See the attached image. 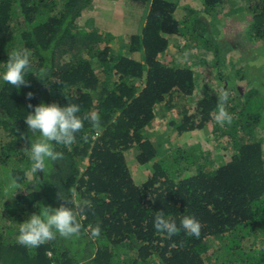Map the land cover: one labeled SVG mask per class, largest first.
<instances>
[{"label": "trees", "instance_id": "obj_1", "mask_svg": "<svg viewBox=\"0 0 264 264\" xmlns=\"http://www.w3.org/2000/svg\"><path fill=\"white\" fill-rule=\"evenodd\" d=\"M236 1L239 11L250 13L245 37L264 39V0ZM229 2L181 4L186 12L178 17L179 0H140L147 10L140 31L116 50L110 32L78 24L93 0H0V264H264V134H257L264 130V75L250 71L255 85L245 91L237 83L233 70L245 77L252 59L232 60L238 46L221 40L207 17ZM169 34L183 38L179 52L192 45L212 50L215 76L229 94L230 124L214 119L217 89L202 84L196 104L186 101L198 90V74L190 62L162 59ZM25 48L28 83L17 89L2 76L9 55ZM259 69L264 72V61ZM42 102L76 103L81 115L95 111L101 119L99 128L85 121L76 143L56 146L64 159L34 173L28 153L36 137L25 117ZM168 110L175 116L163 138H155L147 127ZM207 124L231 151L170 142L172 130L179 135ZM128 152L149 168L140 183ZM60 196L80 204V236L57 235L34 249L18 244L20 224L44 206L59 207ZM157 211L178 226L182 217H196L199 238L183 229L171 238L158 232ZM97 224L100 235L93 237Z\"/></svg>", "mask_w": 264, "mask_h": 264}, {"label": "rangeland", "instance_id": "obj_2", "mask_svg": "<svg viewBox=\"0 0 264 264\" xmlns=\"http://www.w3.org/2000/svg\"><path fill=\"white\" fill-rule=\"evenodd\" d=\"M201 2L202 0H179L180 4L175 11L176 16L180 17L185 15V7L180 6L181 4L198 8ZM238 7L237 1L231 0L226 7L219 6L218 10L213 13L214 15L212 14L207 17L208 21L216 23L219 30L217 32L221 40L226 37V40L230 41L232 45L238 46L240 51H232V60L234 59V61H236L238 55H244L252 59L251 65L253 69L250 68V70H246L244 73L247 75L243 78L232 68L238 85L242 91H245L250 85H255L252 84L253 76L258 77V72L260 73L259 75H264V72L259 69V65L264 61V54L262 53L264 50V39L258 37L249 39L245 37L242 28L245 22L250 18V13L242 10L239 11L237 9ZM146 11V8L142 7L140 0H93L92 6L82 11L78 24L84 28L87 27L86 29L88 30L96 27L100 31L110 32L112 35L109 37L108 42L114 49L118 50L122 48L121 43L123 40H126L132 33L140 31ZM216 16L218 17L217 19ZM168 36L172 38V43L167 53L162 55V59L173 64L190 62L198 74V90H196L195 95H193L191 99H187L186 101H189L192 107L196 104L198 98L205 93L202 84L212 88V91L217 89L222 92L223 90L219 83V79L217 80L215 76V67L211 63L214 58L212 50L192 45L179 52V48L184 44L183 38L176 36V34H169ZM137 55L139 56V52L135 53V56ZM228 59L229 58L226 57V62ZM235 64L237 67L239 66L238 62H235ZM250 71L254 73L253 76H251ZM172 115V111L169 110L166 112V115L165 113L159 114L154 119L152 125L147 127L149 129V131L147 129L149 134H154L153 136L155 138H163L162 135H165V129H167V121ZM179 117V113H176V118ZM211 126L213 125L207 124L203 128L185 131L179 135L172 130L171 140L168 139L171 143L180 145L199 143L204 149L215 150L216 154L220 151L222 154L231 151L221 148V146L225 144L224 137L217 136L219 130L213 131ZM257 134H264V130L258 127ZM222 156L218 157L217 155L220 160H223ZM127 157L134 179L138 183L145 180L150 172L149 168L134 160L135 157L133 153L128 152Z\"/></svg>", "mask_w": 264, "mask_h": 264}, {"label": "clouds", "instance_id": "obj_3", "mask_svg": "<svg viewBox=\"0 0 264 264\" xmlns=\"http://www.w3.org/2000/svg\"><path fill=\"white\" fill-rule=\"evenodd\" d=\"M31 53L25 48L13 51L9 55L6 64V71L2 79L6 83L19 89L22 85H27L25 79L26 71L30 69ZM43 73V69L41 70ZM41 79V78H40ZM228 92H222L218 97L217 113L214 117L220 126L232 122V116L227 111L225 104L228 101ZM31 92L27 94L30 99ZM29 108L33 106L28 105ZM100 115L98 112H91L81 115L80 106L76 103H68L61 107L57 103H40L34 107V111L28 112L25 123L35 138L31 142L28 153L32 162L31 170L34 173L45 171L48 161L57 162L64 159V153L58 151L56 146L69 147L76 143L77 134L84 129V122L89 121L93 128L100 127ZM116 122L115 120L113 121ZM84 140L88 137L85 135ZM75 196V193H73ZM57 208L44 206L38 213L32 214L28 219L20 224L17 243L29 249H34L42 244L55 239L79 237L82 224L77 219V215H82L79 203L75 201H64ZM72 203L74 206L69 207ZM87 207H91L90 202ZM154 227L158 232H164L169 238L178 235L181 229L188 235L199 238L202 224L194 216H184L181 218L179 226L170 218H167L162 211H157L154 218ZM93 237L100 235V226L96 225L91 230Z\"/></svg>", "mask_w": 264, "mask_h": 264}]
</instances>
